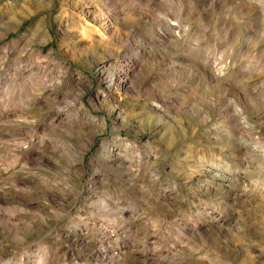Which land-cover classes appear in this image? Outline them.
<instances>
[{
    "label": "rangeland",
    "instance_id": "374dc122",
    "mask_svg": "<svg viewBox=\"0 0 264 264\" xmlns=\"http://www.w3.org/2000/svg\"><path fill=\"white\" fill-rule=\"evenodd\" d=\"M0 264H264V0H0Z\"/></svg>",
    "mask_w": 264,
    "mask_h": 264
},
{
    "label": "bare ground",
    "instance_id": "6f19581e",
    "mask_svg": "<svg viewBox=\"0 0 264 264\" xmlns=\"http://www.w3.org/2000/svg\"><path fill=\"white\" fill-rule=\"evenodd\" d=\"M36 8V7H35ZM112 80V78H110Z\"/></svg>",
    "mask_w": 264,
    "mask_h": 264
}]
</instances>
